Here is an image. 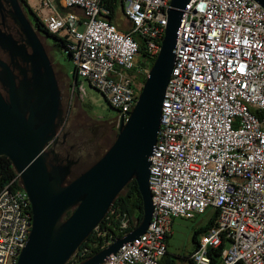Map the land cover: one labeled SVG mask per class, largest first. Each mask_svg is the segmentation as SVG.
I'll return each mask as SVG.
<instances>
[{
	"label": "built area",
	"instance_id": "1",
	"mask_svg": "<svg viewBox=\"0 0 264 264\" xmlns=\"http://www.w3.org/2000/svg\"><path fill=\"white\" fill-rule=\"evenodd\" d=\"M171 1L59 0L64 12L43 2L51 9L46 28L67 39L77 76L107 98L117 122L129 118L147 64L160 53ZM114 6L123 28L107 19ZM175 55L151 157L153 220L103 264H163L173 221L209 209L216 222L201 235L196 264H210L209 252L223 242L222 264H264V8L254 0H192ZM16 175L0 192V264H17L32 229Z\"/></svg>",
	"mask_w": 264,
	"mask_h": 264
},
{
	"label": "water",
	"instance_id": "2",
	"mask_svg": "<svg viewBox=\"0 0 264 264\" xmlns=\"http://www.w3.org/2000/svg\"><path fill=\"white\" fill-rule=\"evenodd\" d=\"M10 1L32 50L28 55L14 44L1 41L13 57L19 56L30 65V77L23 71L24 79L17 87L14 73L0 61V82L10 94L7 104L0 92V157H7L19 174L32 209V229L17 264H68L127 185L136 181L144 213L139 226L81 263L103 264L127 243L144 235L153 220L151 157L161 130L178 30L192 0L171 1L160 53L135 108L126 121L120 119L117 137L103 157L74 179L71 173L77 161L66 158L61 165L51 164L55 151L49 146L67 120L52 62L19 0ZM254 1L264 8V0ZM58 160L55 158V162Z\"/></svg>",
	"mask_w": 264,
	"mask_h": 264
},
{
	"label": "rangeland",
	"instance_id": "3",
	"mask_svg": "<svg viewBox=\"0 0 264 264\" xmlns=\"http://www.w3.org/2000/svg\"><path fill=\"white\" fill-rule=\"evenodd\" d=\"M26 1L33 11L42 18L46 17L51 12L50 6H43V2L47 0ZM50 3L51 5H57L59 10L64 12L58 5V0H50ZM123 30L126 31L127 29L124 28ZM39 37L51 62L58 72L61 83L60 87L64 98V116L65 118L68 116L69 126L77 134L76 139L78 141L80 139L83 142L81 147L84 146V151L75 150L71 156V159L81 160L80 166L76 168L75 175L77 176L99 161L114 143L116 137L113 138L110 145L108 144V139L105 136L106 131L102 133L101 140L97 145L94 144V140H96L95 136L100 133L101 120L114 123L119 113L110 106L107 98L101 92L93 88L89 81L84 78H79V91L80 89L81 91L80 95L77 94L71 86L74 79V66L68 58L66 51L56 49L53 40H48L43 35H39ZM139 59L144 61L143 57H139ZM215 212V210L209 209L205 215L199 218V220L196 219V221L178 219L176 234L169 238L170 248L174 250L176 248H184L191 227L199 225V223H210L212 219L215 218ZM227 247H229L228 243Z\"/></svg>",
	"mask_w": 264,
	"mask_h": 264
},
{
	"label": "trees",
	"instance_id": "4",
	"mask_svg": "<svg viewBox=\"0 0 264 264\" xmlns=\"http://www.w3.org/2000/svg\"><path fill=\"white\" fill-rule=\"evenodd\" d=\"M21 1L27 11L32 15V23L36 31L39 32L40 35L45 36L48 40H53L56 49L66 51L68 58L70 59V55L67 51V39L57 34L50 33L46 28L45 24L43 23L42 17L38 16V14L33 11V9L30 7L29 3L26 0ZM107 19L119 28H123L124 26L121 17V12L118 11L115 6L111 7V15ZM140 55L144 58V60L146 59V49L144 43H142L141 45ZM154 61L155 59L151 60L147 64L148 69L152 67ZM77 78L78 76L74 68V79L72 81L71 86L74 88V91L80 95L79 78ZM141 80V82L144 83L146 81V76L142 77ZM262 115H264V113H262L260 116ZM66 119H68V116ZM16 177L17 175L11 161L7 157H0V192L6 186L10 185ZM14 187H17L16 182L14 183ZM143 214L144 213L142 197L138 190L136 181H132L127 185L126 192L122 193L115 200L105 219L80 246L74 257L69 261L68 264H81L85 260L99 253L103 248H105L114 240L122 238L126 234L130 233L133 229L139 226L143 219ZM216 217L217 212H215V218H213L212 221L209 223L207 229L215 226ZM125 220L130 221V229L122 228V224ZM198 234L199 233H196L195 239L197 238ZM225 248L226 243L223 242L220 248L213 249L209 252V256L211 258L210 264H217L219 262V259L222 257V253ZM162 263L168 264L165 259L162 260Z\"/></svg>",
	"mask_w": 264,
	"mask_h": 264
},
{
	"label": "flooded vegetation",
	"instance_id": "5",
	"mask_svg": "<svg viewBox=\"0 0 264 264\" xmlns=\"http://www.w3.org/2000/svg\"><path fill=\"white\" fill-rule=\"evenodd\" d=\"M19 3L21 4L23 11L25 12L29 20L32 21L33 19L32 15L24 7L21 0H19ZM2 40L8 42L9 44L10 43L14 44L15 47L21 52L25 51L28 55L32 53L30 46L27 44V39L22 30V27L20 26V24L16 19V11L10 0H0V61L5 65H7L12 70V72L16 77V81H15L16 86L19 87L20 83L24 79L22 75L23 71L26 72V75L28 77H30V65L24 62L22 58L19 56L13 57L11 55V52L1 45ZM53 69L60 86L61 85L60 79L58 77V72L55 69L54 65H53ZM0 92L2 94V98L4 99V101L7 104H9L10 94L8 92V88H5L1 82H0ZM101 121H100L101 122L100 133L98 134L96 133L97 135L95 136L96 140H94V144L97 145L100 142L102 133L106 131L105 136L108 139V144L110 145L113 138L117 137V129L119 126V122L115 121L114 123H109L103 120ZM76 138H77V134L69 126V122L67 119L66 122H64L60 126L55 141L49 146V149H53L55 151L54 157L59 159L58 162H55V158H52L51 164L61 165L62 161H64V163L66 162L65 161L66 158L71 159L72 153L75 150L84 151V146L81 147V145L83 144L82 140L79 139L78 141ZM71 160H75V159H71ZM75 161H77L78 163L74 165L72 168L71 179H74L80 175L79 174L76 176L75 172H76V168L80 166L81 160L76 159ZM126 189L127 187L123 191L124 193L126 192Z\"/></svg>",
	"mask_w": 264,
	"mask_h": 264
},
{
	"label": "crops",
	"instance_id": "6",
	"mask_svg": "<svg viewBox=\"0 0 264 264\" xmlns=\"http://www.w3.org/2000/svg\"><path fill=\"white\" fill-rule=\"evenodd\" d=\"M59 2V0H58ZM205 215V214H204ZM203 216V215H202ZM202 216H199L191 221L199 220ZM209 226V223L203 224L199 223V225L192 226L191 230H189V234L187 236V241L184 246V248H176L175 250L173 248H170V241L169 238L175 236L176 234V228L178 227V219L174 220L171 226V231L167 238V254L164 257V259L168 262V264H196V262L192 259V255L198 250V243L200 241V237L203 233H205L207 230V227ZM196 233H199L197 235V238L195 239ZM217 264H222V257L219 259V262Z\"/></svg>",
	"mask_w": 264,
	"mask_h": 264
},
{
	"label": "bare ground",
	"instance_id": "7",
	"mask_svg": "<svg viewBox=\"0 0 264 264\" xmlns=\"http://www.w3.org/2000/svg\"><path fill=\"white\" fill-rule=\"evenodd\" d=\"M78 78H79V77H78ZM78 78H77V79H78Z\"/></svg>",
	"mask_w": 264,
	"mask_h": 264
},
{
	"label": "clouds",
	"instance_id": "8",
	"mask_svg": "<svg viewBox=\"0 0 264 264\" xmlns=\"http://www.w3.org/2000/svg\"><path fill=\"white\" fill-rule=\"evenodd\" d=\"M150 70V69H149Z\"/></svg>",
	"mask_w": 264,
	"mask_h": 264
}]
</instances>
